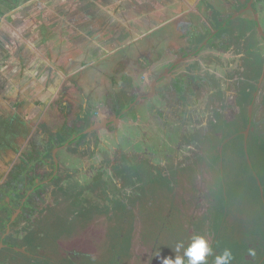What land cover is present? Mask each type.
<instances>
[{
  "label": "flooded vegetation",
  "instance_id": "af4514ba",
  "mask_svg": "<svg viewBox=\"0 0 264 264\" xmlns=\"http://www.w3.org/2000/svg\"><path fill=\"white\" fill-rule=\"evenodd\" d=\"M197 234L264 264V0H0V264Z\"/></svg>",
  "mask_w": 264,
  "mask_h": 264
},
{
  "label": "clouds",
  "instance_id": "9594fccd",
  "mask_svg": "<svg viewBox=\"0 0 264 264\" xmlns=\"http://www.w3.org/2000/svg\"><path fill=\"white\" fill-rule=\"evenodd\" d=\"M182 255H176L174 259L164 258L163 264H208V257L214 255V264H232L235 259L233 252L229 248L223 249L219 254L213 253V248L203 235H193L185 246L184 241H179L175 245V252ZM249 254L255 253L249 249Z\"/></svg>",
  "mask_w": 264,
  "mask_h": 264
},
{
  "label": "rangeland",
  "instance_id": "374dc122",
  "mask_svg": "<svg viewBox=\"0 0 264 264\" xmlns=\"http://www.w3.org/2000/svg\"><path fill=\"white\" fill-rule=\"evenodd\" d=\"M32 237L34 238V235H32ZM32 237H30L31 238V241H33V238ZM19 241V240H18ZM19 242H21V241H19ZM29 245H31V244H29ZM30 249H33V246L31 245L30 246ZM23 249H21L20 251H22ZM11 252H15V253H18L19 255H22L21 257L24 259V260H26L27 262H29V264H32V262H33V260H32V258L30 259L31 261H29V259H28V255H26V254H22V253H20L19 251H17L16 249L15 250H11ZM24 264V263H23Z\"/></svg>",
  "mask_w": 264,
  "mask_h": 264
},
{
  "label": "water",
  "instance_id": "95a60500",
  "mask_svg": "<svg viewBox=\"0 0 264 264\" xmlns=\"http://www.w3.org/2000/svg\"><path fill=\"white\" fill-rule=\"evenodd\" d=\"M55 88H56V87H53V88L51 89V91L54 92V91L56 90ZM46 101H47V100H46Z\"/></svg>",
  "mask_w": 264,
  "mask_h": 264
}]
</instances>
